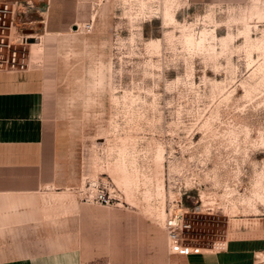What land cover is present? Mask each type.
I'll use <instances>...</instances> for the list:
<instances>
[{
    "label": "rangeland",
    "instance_id": "374dc122",
    "mask_svg": "<svg viewBox=\"0 0 264 264\" xmlns=\"http://www.w3.org/2000/svg\"><path fill=\"white\" fill-rule=\"evenodd\" d=\"M79 13L58 69L44 35L25 70L46 58L58 72L57 171L69 162L82 264H180L182 247L264 220V0H80Z\"/></svg>",
    "mask_w": 264,
    "mask_h": 264
},
{
    "label": "crops",
    "instance_id": "0c3cea01",
    "mask_svg": "<svg viewBox=\"0 0 264 264\" xmlns=\"http://www.w3.org/2000/svg\"><path fill=\"white\" fill-rule=\"evenodd\" d=\"M18 2L20 19L52 39L50 48L55 43L58 69L59 37L73 35L80 0ZM32 66L43 68L0 72V264H82V225L69 200V162L62 175L57 171L58 72L49 75L46 58ZM244 221L249 229L234 230L219 248H191L176 254L177 262L250 264L264 250V237L255 233L264 220Z\"/></svg>",
    "mask_w": 264,
    "mask_h": 264
},
{
    "label": "built area",
    "instance_id": "2783aa9c",
    "mask_svg": "<svg viewBox=\"0 0 264 264\" xmlns=\"http://www.w3.org/2000/svg\"><path fill=\"white\" fill-rule=\"evenodd\" d=\"M18 9V1L0 0V71L25 70L28 62L25 53L26 46H30L33 40L38 39L33 36V33H26L24 27L20 26ZM28 23L30 24L32 21L29 20ZM185 225L183 224L184 227L188 226ZM172 239L174 245L180 249L182 246L176 243L175 234H173ZM188 251L189 248L183 249L181 252L187 253Z\"/></svg>",
    "mask_w": 264,
    "mask_h": 264
},
{
    "label": "bare ground",
    "instance_id": "6f19581e",
    "mask_svg": "<svg viewBox=\"0 0 264 264\" xmlns=\"http://www.w3.org/2000/svg\"><path fill=\"white\" fill-rule=\"evenodd\" d=\"M32 36V35H31ZM36 38L39 39V41L37 42H31L30 44V63H31V59L32 57L34 56V54H36V52L39 50V49H42V41H43V38H44V34L43 35H34ZM40 47V48H39ZM184 248L182 247L181 250H183Z\"/></svg>",
    "mask_w": 264,
    "mask_h": 264
},
{
    "label": "water",
    "instance_id": "95a60500",
    "mask_svg": "<svg viewBox=\"0 0 264 264\" xmlns=\"http://www.w3.org/2000/svg\"><path fill=\"white\" fill-rule=\"evenodd\" d=\"M75 27H76V26H74V28H73V29H75Z\"/></svg>",
    "mask_w": 264,
    "mask_h": 264
}]
</instances>
